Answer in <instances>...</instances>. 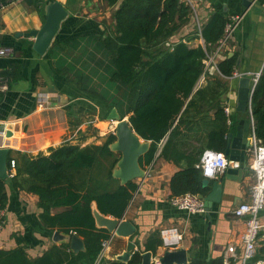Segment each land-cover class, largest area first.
Here are the masks:
<instances>
[{"label": "trees", "instance_id": "trees-1", "mask_svg": "<svg viewBox=\"0 0 264 264\" xmlns=\"http://www.w3.org/2000/svg\"><path fill=\"white\" fill-rule=\"evenodd\" d=\"M47 1L34 3L38 7ZM102 1L115 7L112 24L96 35L54 40L47 50L52 67L98 103L103 115L115 107L141 139L150 141L149 149L139 158L143 168L157 152L180 166L169 180L171 195L205 194L206 178L198 166L202 152L207 148L224 152L226 135L235 124L225 111V99L226 78L236 70V55L226 53L215 63L214 72L205 64L224 37L230 19L216 8L205 24L198 27L196 23L195 32L203 44L192 46L182 39L170 41L192 16L186 0ZM250 107L255 134L264 143V68ZM114 139L112 132L99 145L63 143L50 147L48 153H18L14 176L17 179L24 174L26 190L38 196L43 224L78 235L85 249L74 252L68 243H62L30 258L17 237L15 248L0 249V264H140L141 250L134 251L127 261L100 257L101 242L110 233L96 224L92 202L101 214L120 218L137 188L133 180L120 184L112 175L119 158L109 148ZM6 203L5 179L0 177V207ZM55 207L65 209L51 213ZM159 244L153 240L146 247L155 253ZM184 264H224V258L195 257Z\"/></svg>", "mask_w": 264, "mask_h": 264}, {"label": "crops", "instance_id": "crops-1", "mask_svg": "<svg viewBox=\"0 0 264 264\" xmlns=\"http://www.w3.org/2000/svg\"><path fill=\"white\" fill-rule=\"evenodd\" d=\"M59 1L67 9V15L54 35L58 42L99 34L113 22L111 13L115 7L107 6L102 0ZM191 3L193 12L189 22L172 36L171 42L182 39L192 46L203 44V39L195 32L196 23L205 24L216 8L227 19L241 15L215 57L216 63L226 53L236 55V70L226 78L228 92L225 99L227 114L232 115L236 123L243 116L236 110L238 77L247 73L252 83L255 74H260L264 68V0H191ZM44 17V5L36 7L34 0L8 1L0 8V48H12L11 54L0 56V84H7L5 90H0V131L6 133L5 136L0 133V148L7 147L8 157L13 159L19 158L18 153H48L50 147L63 143L99 145L114 131L115 121L108 120V114L103 115L102 107L66 82L52 67L48 49L44 54L32 49L34 37L26 33L39 29ZM207 68L209 72L215 71L214 65ZM40 97L44 98V105L38 104ZM158 153L151 164L144 167L146 175L133 179L137 188L124 218L134 222L135 232L121 237L108 231L111 239L100 257L117 259L129 241L134 243L133 251L143 252L149 250L148 242L155 240L160 244L155 253L152 251L154 261L165 250L160 229L176 226L183 233L178 247L186 250L187 262L195 257L221 256L224 264H241L245 218L236 217L232 209L240 202L250 200L252 174L247 170L238 181L226 178L224 171L216 178L223 185L220 203H214L208 214L187 213L169 201L172 196L169 180L180 166ZM114 154L120 156L118 152ZM24 178V174L17 179L15 176L5 178L6 221L0 233V249L15 248L19 237L27 255L35 258L64 242L53 238L59 230H52L41 221L38 196L26 190ZM64 209L55 207L51 213ZM92 211L93 215L98 211L95 202H92ZM259 218L262 226L251 261L264 260V208Z\"/></svg>", "mask_w": 264, "mask_h": 264}, {"label": "water", "instance_id": "water-1", "mask_svg": "<svg viewBox=\"0 0 264 264\" xmlns=\"http://www.w3.org/2000/svg\"><path fill=\"white\" fill-rule=\"evenodd\" d=\"M246 4V2H245ZM45 17L39 29L31 30L26 33L33 36L32 49L38 54H44L54 40L60 22L66 17L67 9L59 0H48L44 4ZM251 78L247 73H241L238 77L236 93V110L243 116L236 123L234 130L228 131L226 138L227 144L224 150L225 155L235 165L225 169V176L228 179L240 181L247 171L246 148L249 146L248 125H249V105L251 99L250 92ZM245 115V116H244ZM108 120L115 121L113 134L115 139L109 144L113 152L120 154L116 161L112 175L117 178L120 184H125L134 178L144 177L146 169L139 163V158L143 155L150 145V141L141 139L133 130L127 117H121L115 107L108 115ZM7 147L0 148V177L7 178L8 167ZM204 186L208 188L205 194H198L203 199L206 214L214 203H220L223 192V185L217 179H206ZM96 224L105 227L112 235L127 237L135 232L134 222L124 218V213L120 218H114L94 212ZM56 241L68 243L72 251L78 252L85 249L84 241L76 234H66L56 231L53 237ZM134 249V243L129 241L126 250L117 256L118 260L127 261ZM132 252V253H131ZM152 251L145 250L141 253L140 264H153ZM158 264H184L187 263L186 250L182 247L165 249L157 258Z\"/></svg>", "mask_w": 264, "mask_h": 264}, {"label": "built area", "instance_id": "built-area-1", "mask_svg": "<svg viewBox=\"0 0 264 264\" xmlns=\"http://www.w3.org/2000/svg\"><path fill=\"white\" fill-rule=\"evenodd\" d=\"M16 1V0H10ZM191 6V0H186ZM4 7V3L0 2V8ZM241 15H234L228 21L225 26L224 37L220 40L219 45L216 50L208 54L205 60L206 68L210 65L215 66V57L218 55L222 47L225 45L226 38L230 30L238 23ZM198 27L200 23H197ZM12 53L11 47H1V55H9ZM216 68V66H215ZM259 73L255 74L250 85V92L252 94L254 86L257 82ZM202 79V78H201ZM200 79V82H201ZM7 84L2 82L0 84V90H5ZM39 105H44V98H39ZM226 113L228 109L225 107ZM249 125H248V140L249 146L246 148V164L247 170L253 176V183L251 184L250 200L240 202L238 205L233 207L232 213L236 217L245 218V231L242 235V252L240 257L241 264H264V260L251 261L256 250V240L258 232L262 226L259 218L260 211L264 208V143H262L255 134V122L252 117L251 107L249 105ZM229 122V120H228ZM115 126V125H114ZM114 126L112 129L114 130ZM0 133L5 136L4 130ZM235 165L232 161L228 159L223 151L214 149H205L202 152L198 166L202 170V174L206 179H216L219 175L224 173L228 166ZM15 159H10L9 166L7 167V176L13 177L15 174ZM170 203L177 209L186 211L187 213H201L206 212L203 199L196 193L185 192L180 195H172L170 197ZM6 221V211L4 207H0V233L3 229L4 223ZM160 235L162 237V246L165 249L177 248L180 244L183 233L176 226H167L160 229ZM112 237V236H111ZM110 237L102 240V249L107 247L110 242ZM229 250H233L229 247ZM155 264H158V260H154Z\"/></svg>", "mask_w": 264, "mask_h": 264}, {"label": "bare ground", "instance_id": "bare-ground-1", "mask_svg": "<svg viewBox=\"0 0 264 264\" xmlns=\"http://www.w3.org/2000/svg\"><path fill=\"white\" fill-rule=\"evenodd\" d=\"M200 168V167H199Z\"/></svg>", "mask_w": 264, "mask_h": 264}, {"label": "flooded vegetation", "instance_id": "flooded-vegetation-1", "mask_svg": "<svg viewBox=\"0 0 264 264\" xmlns=\"http://www.w3.org/2000/svg\"><path fill=\"white\" fill-rule=\"evenodd\" d=\"M245 116V115H244Z\"/></svg>", "mask_w": 264, "mask_h": 264}]
</instances>
